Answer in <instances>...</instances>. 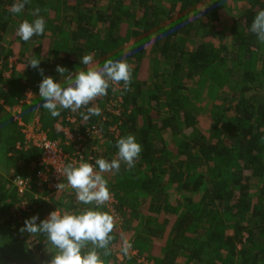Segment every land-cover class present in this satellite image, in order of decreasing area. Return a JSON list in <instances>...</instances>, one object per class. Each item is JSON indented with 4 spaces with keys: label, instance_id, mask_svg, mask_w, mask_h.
Masks as SVG:
<instances>
[{
    "label": "trees",
    "instance_id": "16d2710c",
    "mask_svg": "<svg viewBox=\"0 0 264 264\" xmlns=\"http://www.w3.org/2000/svg\"><path fill=\"white\" fill-rule=\"evenodd\" d=\"M102 1L30 0L14 14L16 0H0V264H48L55 249L43 235L21 232L24 221L86 208L129 231L128 254L117 253L124 235L114 226L104 264H264V43L250 31L264 0ZM36 7L45 30L25 42L17 30L37 18ZM86 54L98 67L132 62L130 90L109 82L107 95L52 117L38 107L43 77L28 63L40 60L44 76L66 86L56 67L87 71ZM88 107L101 115L85 121ZM36 117L64 153L76 146L65 144L64 131L77 137L82 162L96 171L99 158L119 160L120 138L135 137L142 151L134 167L121 161L119 172L102 174L106 205H84L71 187L53 193L39 182L43 149L23 133ZM15 178L28 180L21 194Z\"/></svg>",
    "mask_w": 264,
    "mask_h": 264
},
{
    "label": "clouds",
    "instance_id": "9594fccd",
    "mask_svg": "<svg viewBox=\"0 0 264 264\" xmlns=\"http://www.w3.org/2000/svg\"><path fill=\"white\" fill-rule=\"evenodd\" d=\"M30 0H16L11 5V12L21 13ZM41 9L36 7L33 15L37 18L31 23L25 20L19 25L17 34L27 42L34 35H42L45 30V21L39 16ZM250 31L254 33L259 42L264 43V10H260L254 17ZM40 60L32 59L28 64L38 69L42 81L39 84V96L43 107L50 112L52 117H58L61 109H70L72 112L86 107L97 97L107 95V90L112 84L119 85L123 82L125 91L130 90L132 68L126 61L107 60L102 67L88 68L87 71L69 72L65 67L57 66L56 72L64 76L66 86L55 82L51 76H44L43 69L39 68ZM80 63L88 66L93 63L91 54L83 55ZM67 74V75H65ZM85 121L91 116L101 115L98 107H88L87 114L81 113ZM46 135V134H45ZM119 160L109 162L104 158L95 161L99 171L94 170V165L81 162L79 165L69 163L58 170L64 175L68 185L75 190L76 199L84 205H95L96 208L106 205L110 199V191L103 173L119 172L121 161L130 170L139 158L142 146L136 142L133 135L120 138L116 142ZM58 189H64L60 183ZM39 220V223L37 221ZM114 217L107 212L86 208L75 213H61L58 209L49 213L48 217L40 220L38 215L24 221L21 232H27L32 236L43 235L46 243L51 245L55 252L48 264H104L103 255L111 254L110 244L114 237ZM91 245V247H89ZM131 244L123 241L122 252L127 255Z\"/></svg>",
    "mask_w": 264,
    "mask_h": 264
},
{
    "label": "built area",
    "instance_id": "2783aa9c",
    "mask_svg": "<svg viewBox=\"0 0 264 264\" xmlns=\"http://www.w3.org/2000/svg\"><path fill=\"white\" fill-rule=\"evenodd\" d=\"M31 98V95H27V100ZM18 111V109L15 107L13 110V116H15V119H17V116L15 113ZM30 127H32L33 131L30 132L32 136L26 134L25 131H23L25 135V140L27 142L33 143V145L38 146L43 149V158L40 161L39 166L41 169L37 172V177L39 182H47L48 184V190L51 192H57L60 189H58L57 185L60 184L62 181H66L67 179L64 175H60L58 170H60L63 166L73 163L75 165H79L83 161V157L79 152L77 151L79 148V143L77 140V137H74L72 134H70L67 130L66 132V143L69 145V143L76 144L75 151L72 153H64L59 147H57L56 142H51L48 137L43 133L41 130L40 123L38 119H35L29 124ZM40 126V127H39ZM26 128V127H25ZM59 130H62V128H59ZM30 137V138H29ZM35 139V140H34ZM27 182L26 179L21 178H15L13 181V187L18 191L19 194L23 193L27 189ZM70 186L68 183L65 185V188H69ZM26 206H22L21 209H25Z\"/></svg>",
    "mask_w": 264,
    "mask_h": 264
},
{
    "label": "rangeland",
    "instance_id": "374dc122",
    "mask_svg": "<svg viewBox=\"0 0 264 264\" xmlns=\"http://www.w3.org/2000/svg\"><path fill=\"white\" fill-rule=\"evenodd\" d=\"M73 1H77V0H73ZM101 5L102 4H104V0L102 1V3H100ZM226 10H228V9H226ZM226 12V11H225ZM70 13H71V11H70ZM220 20H221V25H222V28H226V27H228L229 25H230V22H229V19H227L228 18V16L227 15H225V13H220ZM15 20L17 21V18H15ZM70 22H71V20H69ZM68 24H71V23H68ZM16 44L14 45V50H15V52L17 53L18 52V47H19V42H15ZM73 43V41H70V44H72ZM31 51L33 50V47L30 49ZM45 51H46V49H44L43 50V52L45 53ZM125 51H128V48L126 47V49H125ZM92 55V54H91ZM93 56V55H92ZM95 59V57L93 56V60ZM148 59H144L143 61H142V63H141V68H140V71H139V76L141 77V78H145V75H146V71H147V69H148V61H147ZM11 62L12 63H15V59L14 58H12V60H11ZM130 66H131V68L133 69L134 68V65H133V63L132 62H127ZM16 64V63H15ZM89 66H92V67H89V68H99L98 67V64H97V61H93V63L92 64H90ZM22 67L19 65L18 66V69H21ZM9 72L8 71H6V72H4L3 73V76L5 77V78H8L9 77ZM28 94H30V92L29 93H27V95ZM15 108H12V110H8L10 113H13V110H14ZM35 119H37V117L35 118ZM40 123V122H39ZM40 126H41V124H40ZM39 126V127H40ZM59 128H61V127H59ZM23 131H25L26 132V134H28V135H30V136H32V134L30 133V132H32L33 131V129H32V127H30L29 125H27L26 126V128L23 130ZM30 138V137H29ZM35 140V139H34ZM0 174H4V171H2L1 169H0ZM52 211H55V209L54 210H52ZM51 210H48V211H46L44 214H45V216H46V218L48 217V215H49V213L50 212H52ZM16 213V212H15ZM115 227H117V229L119 230V231H121L120 233L122 234V235H124V238H123V241L124 240H127L128 241V235H127V233L129 232H125V230L122 228V226H121V224H120V222H118L117 224H116V226ZM117 230V231H118ZM123 241L117 246V248H116V252L118 253L119 251V249H121L120 247H122L123 246ZM163 244V241L161 242V243H159V245H162ZM144 262H146L145 260H140V262H139V264H148L147 262L146 263H144ZM150 264V263H149Z\"/></svg>",
    "mask_w": 264,
    "mask_h": 264
}]
</instances>
